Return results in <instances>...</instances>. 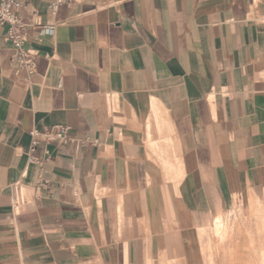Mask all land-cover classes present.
<instances>
[{
  "label": "crops",
  "instance_id": "obj_1",
  "mask_svg": "<svg viewBox=\"0 0 264 264\" xmlns=\"http://www.w3.org/2000/svg\"><path fill=\"white\" fill-rule=\"evenodd\" d=\"M21 1L55 29L29 33L34 74L0 40V264H204L239 207L256 247L264 0ZM52 126L75 141L28 164L29 131Z\"/></svg>",
  "mask_w": 264,
  "mask_h": 264
},
{
  "label": "built area",
  "instance_id": "obj_2",
  "mask_svg": "<svg viewBox=\"0 0 264 264\" xmlns=\"http://www.w3.org/2000/svg\"><path fill=\"white\" fill-rule=\"evenodd\" d=\"M68 0H55L51 8L56 12L60 5ZM25 4L21 0H0V40L5 39L11 43L14 50V62L18 63L20 70H25L29 74H34L36 68V55L25 48V43L29 39V33L33 29H40L41 33H52L55 27L41 25L35 21V14L27 17L20 15ZM31 144L28 164H36L44 168L50 160L48 152L44 156H36L40 148L48 145L66 146L75 141L70 126H52L42 130L33 128L29 131ZM41 183L40 186L41 187ZM26 187L17 183L12 188V208L14 214H20L26 205L30 204L31 196L27 193Z\"/></svg>",
  "mask_w": 264,
  "mask_h": 264
},
{
  "label": "rangeland",
  "instance_id": "obj_3",
  "mask_svg": "<svg viewBox=\"0 0 264 264\" xmlns=\"http://www.w3.org/2000/svg\"><path fill=\"white\" fill-rule=\"evenodd\" d=\"M252 219L253 215L249 208L239 207L237 214L233 216V232L224 242L215 238L210 231L205 233L208 239L213 238V245L203 248L204 264H250L252 262L250 260L254 257L257 259V253L252 252H256V250L258 252L262 242L259 241L260 243L258 242L257 246L254 247L249 244L250 241L252 243V240H249L250 237L246 235V227L251 224ZM254 261L256 263V260Z\"/></svg>",
  "mask_w": 264,
  "mask_h": 264
},
{
  "label": "bare ground",
  "instance_id": "obj_4",
  "mask_svg": "<svg viewBox=\"0 0 264 264\" xmlns=\"http://www.w3.org/2000/svg\"><path fill=\"white\" fill-rule=\"evenodd\" d=\"M264 209V208H263ZM263 209H262V211H263ZM254 210V209H253ZM257 213L259 212V211H256ZM255 213V212H254ZM262 213V212H261ZM256 214V213H255ZM263 218H262V220H261V218H259V217H257V218H259L258 220H259V222H262V225L260 226V230L261 231H258V232H256V233H262V238L259 240V241H261L262 243H260L261 244V248L259 249V251L257 252V250H256V252H252V253H257L256 255H257V259H255V257L252 259V260H250V261H252V262H250V264L252 263V264H264V216H262ZM224 221H222V218H220V217H218V218H216V220H215V224H214V227L212 228V230H213V234H214V236L215 237H217L218 239H220V240H222V242H224V240H226V238L227 237H229V236H231V234H232V231H230V228L228 227V226H226V225H224V223H223ZM259 222H256V225H257V227H258V224H260ZM258 223V224H257ZM256 227V226H255ZM258 229H259V227H258ZM256 230V229H255ZM250 232V231H249ZM249 232L247 231V234L246 235H248L249 234ZM250 235H253V233L251 232L250 233ZM261 236H257V238L258 237H261ZM250 237V236H249ZM256 237V236H255ZM255 237H253V238H255ZM256 238V239H257ZM259 239V238H258ZM257 239V240H258ZM249 240H251L250 238H249ZM253 242V241H252ZM254 243V242H253ZM250 245H252V243H251V241H250V243H249ZM254 244H256V243H254ZM251 247V246H250ZM255 247V246H254ZM253 248V247H252ZM254 249H256V248H254ZM254 249H252V250H254ZM248 250H250V249H248ZM251 252V251H250ZM252 256V255H251ZM250 256V257H251ZM254 260H256V263H254L255 261Z\"/></svg>",
  "mask_w": 264,
  "mask_h": 264
}]
</instances>
